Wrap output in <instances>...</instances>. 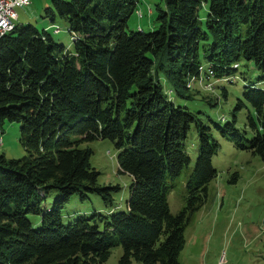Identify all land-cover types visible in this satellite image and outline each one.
<instances>
[{"label":"trees","instance_id":"1","mask_svg":"<svg viewBox=\"0 0 264 264\" xmlns=\"http://www.w3.org/2000/svg\"><path fill=\"white\" fill-rule=\"evenodd\" d=\"M139 2L51 0L68 22L73 52L32 25L0 36V138L7 121L18 122L26 151L21 159L0 155V264H105L117 246L123 248L119 264H184V229L216 179L211 160L220 144L210 126L172 102L163 83L189 99L193 82L206 87L214 79L235 80L242 59L264 73V0H165L155 7L158 29L147 34L127 24ZM204 4L206 30L198 19ZM45 11L53 16L51 7ZM258 84L245 82L244 100L234 108L250 104L249 137L238 130L236 114L216 128L264 163V89ZM192 123L198 155L185 206L176 214L168 196L191 161L185 142ZM95 139L114 144L120 172L129 174L127 210L63 223L74 195L96 194L112 206L121 189L99 185L93 150L82 147ZM29 215L40 216L41 226Z\"/></svg>","mask_w":264,"mask_h":264},{"label":"rangeland","instance_id":"2","mask_svg":"<svg viewBox=\"0 0 264 264\" xmlns=\"http://www.w3.org/2000/svg\"><path fill=\"white\" fill-rule=\"evenodd\" d=\"M159 5L165 6V0H140L133 16L127 22L129 29L131 31L143 29L145 34L158 29L155 7ZM206 5L198 9V19L204 30H206L204 20L208 15ZM49 7L56 15V26L53 27L55 34L52 30L54 40L61 41L67 46L69 52H73L74 42L67 27L68 22L53 11L52 5ZM46 9L47 6H43L38 14L30 16V8L18 7L15 11L16 15L23 11L22 15L32 19L31 23H23L17 18L15 25H32L41 29L40 23L43 20L50 21L53 18L50 13H46ZM56 28L61 30L55 32ZM234 76L235 80L231 83H225L223 79L218 81L214 79L210 82L214 86L213 91L209 88L203 90L207 88L205 85L199 86L197 82H193L192 89L186 94L192 95L189 99L175 94L170 83L165 80L163 83V88L172 102L175 105L185 106L188 111L195 114L200 123L210 126V136L220 144L217 154L211 160L214 168L218 170L216 179L207 186V198L203 207L201 206L193 213L191 221L184 229L185 247L179 256L181 263L184 264H264V163L262 157L254 155L250 150H238L233 142L221 136L216 128V126L224 127L225 123L233 120L236 114L238 130L241 133L247 130L246 135L249 137L247 116L249 112L254 114L250 104L245 102L246 107L240 111H234V108L239 100H244L242 94L245 91V82L258 84L264 77V73L257 69L253 61L242 59ZM258 85L264 89V83ZM197 90L200 91L199 94ZM224 90H226L225 96ZM20 128L21 124L18 122L7 121L4 124L0 138V155L3 154L6 160L21 159L26 153L24 146L21 147L19 143ZM197 135V127L195 123H192L185 142V151L191 161L182 169L176 186L170 190L168 196V206L172 213H179L185 206V187L198 155ZM82 147H90L93 150L90 156L91 166L100 173L99 185L119 186L121 189L113 194L115 202L112 206H106L103 199L96 194H89L86 200L74 195L63 208L62 222L66 224L80 215L90 217L96 212L103 217L127 210L125 203L129 199L132 181L129 174L120 172L116 156L118 151L114 144L107 139H95L87 141ZM54 196L55 194L50 196L49 203L54 201ZM29 219L35 228L41 226L40 216L29 215ZM100 225L102 226V223ZM121 254H123L122 247L117 246L112 249L105 264H119L118 259ZM132 264L141 263L134 260Z\"/></svg>","mask_w":264,"mask_h":264},{"label":"built area","instance_id":"3","mask_svg":"<svg viewBox=\"0 0 264 264\" xmlns=\"http://www.w3.org/2000/svg\"><path fill=\"white\" fill-rule=\"evenodd\" d=\"M30 1L29 0H23V2L21 3H17L16 0H0V9H2L3 11L0 12V17H2L4 20L7 21L8 24V28L9 30H5L4 28H0V36L3 37L5 36L6 33H9L10 31H12V29L15 27V21L17 20V15H16V9L18 7H29L30 5ZM13 15L15 16V18L13 19ZM59 29L56 31L58 32ZM234 80L233 78L231 79H224L223 81L225 83ZM211 86L210 83H208L206 85V87ZM1 141V139H0Z\"/></svg>","mask_w":264,"mask_h":264},{"label":"crops","instance_id":"4","mask_svg":"<svg viewBox=\"0 0 264 264\" xmlns=\"http://www.w3.org/2000/svg\"><path fill=\"white\" fill-rule=\"evenodd\" d=\"M29 1H30L31 4L29 5V7H27V6L26 7L27 8H30V11H29V15L30 16H32L33 14H38V12L40 10H42V7L43 6L44 7L45 6L49 7L50 5H52L51 0H29ZM22 12L23 11H20V14L17 15V17L21 20V22H23V23H26V22L29 23L30 22L31 23V19L32 18L26 17V15H22ZM31 12H32V14H31ZM53 18L50 21L43 20V22L40 23V28L42 29V31L44 29V30H47V31H49V32L52 33V30H53V34H55L53 27L56 26V24H55L56 23V19H55L56 18V15L53 14ZM41 21H42V19H41Z\"/></svg>","mask_w":264,"mask_h":264},{"label":"clouds","instance_id":"5","mask_svg":"<svg viewBox=\"0 0 264 264\" xmlns=\"http://www.w3.org/2000/svg\"><path fill=\"white\" fill-rule=\"evenodd\" d=\"M17 3H21L23 2V0H16ZM3 10L0 9V12H2ZM15 18V16L13 15V19ZM0 28H4L5 30H9L8 28V24L7 21L4 20L2 17H0Z\"/></svg>","mask_w":264,"mask_h":264}]
</instances>
